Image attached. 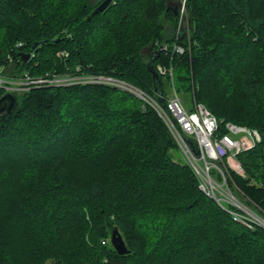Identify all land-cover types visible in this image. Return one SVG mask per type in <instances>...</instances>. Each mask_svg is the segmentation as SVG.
<instances>
[{"label":"trees","instance_id":"trees-1","mask_svg":"<svg viewBox=\"0 0 264 264\" xmlns=\"http://www.w3.org/2000/svg\"><path fill=\"white\" fill-rule=\"evenodd\" d=\"M102 1L0 0V76L106 75L164 107L166 88L189 93L219 132L229 122L258 134L237 155L244 176H230L264 221V0H185L187 36L172 0H111L91 15ZM12 94L0 116V264H264V228L200 191L140 99L99 84Z\"/></svg>","mask_w":264,"mask_h":264},{"label":"built area","instance_id":"built-area-1","mask_svg":"<svg viewBox=\"0 0 264 264\" xmlns=\"http://www.w3.org/2000/svg\"><path fill=\"white\" fill-rule=\"evenodd\" d=\"M185 0L181 1L180 18L184 16ZM165 47L161 48V50ZM172 50L182 53V48L173 44ZM1 71V69H0ZM167 69L157 66V73L165 75ZM1 74V73H0ZM171 76V67L168 69ZM64 87L71 85L99 84L128 92L151 107L176 143L186 164L198 178L199 189L217 205L228 207L226 210L238 222L252 229L255 226L264 228V221L244 206L234 195L230 184V170L238 175L243 174V168L237 160V155L250 149L259 136L254 130L224 123V132H219L216 118L201 104L186 109L177 94L168 98L164 105L139 88L114 77L106 75L86 74H46L44 77L32 78L25 74L17 79L0 76V88L4 92H26L40 86ZM234 136V137H233ZM238 136V137H237ZM227 161L232 162L229 165ZM226 207V208H227ZM245 209L249 210L247 212Z\"/></svg>","mask_w":264,"mask_h":264},{"label":"water","instance_id":"water-1","mask_svg":"<svg viewBox=\"0 0 264 264\" xmlns=\"http://www.w3.org/2000/svg\"><path fill=\"white\" fill-rule=\"evenodd\" d=\"M110 2L111 0H103L96 8L92 10L91 15H94L104 10ZM174 14L176 15L177 12L175 11ZM36 45L37 43L34 44V46ZM28 58H29V54L21 55V59L23 63L26 62ZM151 72L157 87L158 74L155 71H151ZM14 103H15V97L12 93H3L0 96V116L9 114L10 111L12 110ZM110 244L113 247V249L120 255L126 254L128 252L124 244V241L122 240L121 235L119 234L116 228H113L111 231Z\"/></svg>","mask_w":264,"mask_h":264},{"label":"rangeland","instance_id":"rangeland-1","mask_svg":"<svg viewBox=\"0 0 264 264\" xmlns=\"http://www.w3.org/2000/svg\"><path fill=\"white\" fill-rule=\"evenodd\" d=\"M181 1L182 0H172V5H173V8H174V10L178 13L179 12V6H180V4H181ZM185 3H186V1H185ZM185 14H186V10H185V12H184V16L183 17H181L180 18V16L178 15V17H179V19H178V26H180L179 28H178V33H180L181 34V32H182V28L185 30V34L184 35H186L187 36V33L189 32V30H188V28H187V26L185 25H183L182 23L184 22V17H185ZM159 66H162V65H159ZM170 68V67H169ZM171 73H172V70H171ZM171 82V84H172V81H170ZM41 87L43 88V87H45L43 84H40V86H38V87H34V88H37V89H41ZM46 87H49V86H46ZM33 88V89H34ZM166 90V93H167V97L168 98H171V97H173L174 96V92H175V90H174V92H173V90H172V88L170 87L169 89H165ZM4 93H6V92H4ZM8 93V92H7ZM176 94H177V96L179 97V99L181 100V102H182V104H185L187 107V109H191V108H193L194 107V105L195 104H199V103H196V102H193V99H192V97H191V95L189 94V93H187V92H183V91H178V92H175ZM147 94V93H146ZM148 95V94H147ZM150 96V95H149ZM141 102L143 103V104H146L147 105V103L146 102H144V101H142L141 100ZM227 123V122H226ZM234 137V136H233ZM238 137V136H237ZM179 150V149H178ZM171 156H172V158L176 161V162H179V163H184L185 164V160H184V158H183V156L181 155V153L179 152V151H177V150H175V151H172L171 152ZM228 162V164L229 165H232L231 163L232 162H230V161H227ZM231 172H233V171H229L228 173L230 174ZM236 174V173H235ZM243 174H244V172H243ZM241 175V176H244V175ZM236 175H238V174H236ZM230 179H231V176H230ZM229 179V180H230ZM230 184H231V188L232 189H235L237 192L236 193H238V195H239V191H238V189H237V187H236V185L234 184V182H233V180L231 179L230 180ZM235 192V191H234ZM233 192V193H234ZM234 195L237 197V195L234 193ZM241 195V194H240ZM240 196H238L237 198H239ZM247 212H249V210H247V209H245Z\"/></svg>","mask_w":264,"mask_h":264}]
</instances>
